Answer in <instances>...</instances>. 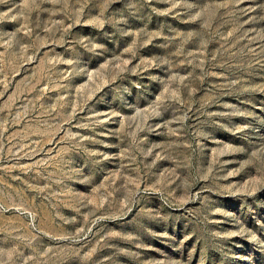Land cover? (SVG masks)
<instances>
[{"label": "rangeland", "instance_id": "rangeland-1", "mask_svg": "<svg viewBox=\"0 0 264 264\" xmlns=\"http://www.w3.org/2000/svg\"><path fill=\"white\" fill-rule=\"evenodd\" d=\"M0 264H264V0H0Z\"/></svg>", "mask_w": 264, "mask_h": 264}]
</instances>
